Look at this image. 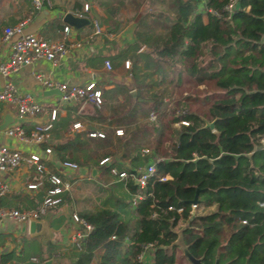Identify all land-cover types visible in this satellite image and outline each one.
Segmentation results:
<instances>
[{"label": "trees", "instance_id": "obj_1", "mask_svg": "<svg viewBox=\"0 0 264 264\" xmlns=\"http://www.w3.org/2000/svg\"><path fill=\"white\" fill-rule=\"evenodd\" d=\"M114 1L97 0L105 12L101 23L112 32L119 29L122 3ZM136 1L128 0L140 4ZM224 2L170 0L172 15L139 13L133 40L117 55L128 56L135 88L134 97L128 95L109 114L108 124L121 128L122 135L110 140L102 129V138H89L86 130L89 142L79 144L76 133L50 149L59 162L81 166L110 154L128 163L113 161L97 181L82 182L97 189L100 202L76 210L92 228L76 247L72 264L89 262L95 250H103L98 264H136L144 243L153 244L148 264H173L177 238L203 264H213L215 256L218 264H264V207L259 206L264 200V0H237L230 13L221 11ZM203 7L218 16L203 14ZM146 14L162 29L148 26ZM152 74L154 81L144 80ZM197 101L202 111L192 109ZM92 113L99 116V109ZM207 122L212 128L205 127ZM67 150L70 156L64 155ZM149 162L154 172L145 186L128 178L111 182L107 189L124 191V197L108 203L111 194L105 196L106 186L100 184L116 179L109 180V168L132 172ZM179 222L184 226L177 232ZM12 256L1 253L0 264Z\"/></svg>", "mask_w": 264, "mask_h": 264}, {"label": "crops", "instance_id": "obj_2", "mask_svg": "<svg viewBox=\"0 0 264 264\" xmlns=\"http://www.w3.org/2000/svg\"><path fill=\"white\" fill-rule=\"evenodd\" d=\"M109 1L113 5L115 4L114 0ZM120 1L122 3L117 10L120 26L116 32H112L111 27L105 28L101 23V18L105 17V12L103 6H98L97 0H42L39 9L33 7L31 0H0V61L9 55L12 40L4 39L2 29L13 26L22 20L25 21L22 28L23 33H33L45 41L60 40L64 36L61 29L67 25L69 27V32L65 36L67 41L79 44L78 47L71 49L58 59L55 65H51L44 59H39L29 65L20 66L8 76L0 75V89L6 82H10L17 94L28 95L31 100L41 106L36 117H25L20 120L19 123L24 133L30 131L35 120H39L40 123L48 122L49 112L52 109L55 110V118L48 134V140L40 145H33L22 143L16 138L4 134L3 130L16 122V105L0 101V124L4 117L9 119L7 124L0 129V145L17 149L26 155L35 150L40 151L45 146L52 149L56 143H65L73 139L76 133L79 140H82L79 144H83V140L89 142L90 140L84 137L86 130V137H88L87 133L91 131H99L103 134L102 129H107V136L110 140H113L115 136L122 135L114 134L115 129L121 128L108 124L113 117L109 114L114 107H121L128 95L134 97L135 88L128 56L120 58L117 55L125 44L133 40L135 19L141 12L140 10L150 8V6L152 9L162 11L163 8L158 0L152 2L140 0L138 5L128 2V0ZM83 3H88L89 9L82 13L81 17L87 19L88 23L73 28L63 21V16L67 12L73 14L74 11H80ZM94 14L98 16V20L95 19ZM169 15L172 14L169 13ZM145 18L148 19V14ZM205 19L203 16L204 21ZM139 48L141 49L138 51H141L143 46ZM105 59L110 63L109 70L103 65ZM125 60L128 61V68L123 65ZM36 74L70 84H83L92 80L100 90L102 103L94 105L89 102L78 103L64 100L56 89L41 85L35 78ZM93 109H99V116H91ZM76 122L80 126L74 129L71 125ZM261 142L264 143V138L261 139ZM63 153L67 156L71 155L68 150L63 151ZM107 157L110 158L107 165L113 161L123 167L128 165L127 161L121 160L118 154H110ZM101 158L100 156L98 160ZM58 162L54 154L51 153L50 157L47 156V161L43 162V184L47 173L57 172ZM78 166L77 171L68 175L71 180L69 191L64 192L59 197V201L56 203L58 205L48 208L40 218L48 217L49 236L47 238L44 239L40 234L29 235L27 223H17L7 218L0 219V254H13L3 264H72L73 253L78 247L73 242L72 237L77 232H83V226L72 219V215L77 214V209L73 208L76 205L80 208L84 202L79 201L86 195L84 191L76 189L75 184L84 187L82 185L84 180L97 181L106 165L98 166L97 163L89 162L88 165ZM93 169L96 171L92 174ZM36 177L34 167L28 163L5 173L2 178L7 183L9 190L0 197V207L17 210L36 209L43 199L44 186L35 190L26 188V185ZM108 177L109 180L110 177L114 178L110 173ZM116 180L114 178L107 182H115ZM108 183H101L100 185L104 187ZM120 195L117 197H124V191H121ZM102 253L103 250H95L91 260L85 264H98ZM150 258L149 255V261ZM117 259H119L118 256L115 257V260Z\"/></svg>", "mask_w": 264, "mask_h": 264}, {"label": "built area", "instance_id": "obj_3", "mask_svg": "<svg viewBox=\"0 0 264 264\" xmlns=\"http://www.w3.org/2000/svg\"><path fill=\"white\" fill-rule=\"evenodd\" d=\"M237 0H225L221 7V11L230 13L235 8ZM35 9H39L42 0H31ZM89 9L88 3H83L80 11H74L73 14L81 17L82 13L87 12ZM202 9V6L201 8ZM208 12L209 14L218 16V11L203 7V14ZM25 21H19L13 26L4 27L2 29L4 39L11 40L10 53L6 59L0 61V75L8 76L16 71L20 66L29 65L32 62L44 59L55 65V62L64 56L67 52L75 47H78L77 42H69L66 39V35L69 32V27L64 25L61 29L64 35L58 41H45L39 36L33 33H23L22 28ZM95 27L97 25L95 24ZM141 48H139L140 50ZM104 67L109 70L110 63L107 59L103 61ZM125 68H128V61L123 62ZM35 78L41 85L47 88L56 89L62 99L70 100L78 103H92L99 105L102 101L99 88L95 85V82L90 80L83 84H70L65 82H58L43 77L40 74H36ZM0 101L7 102L16 105V122L6 127L3 132L6 136L16 138L22 143H31L33 145H40L45 143L49 137V131L51 128V120L55 117V110L52 109L49 112V121L45 123H34L28 133H24L20 126V120L25 117L34 118L41 110L39 103L31 100L28 95H19L15 92L13 85L10 82H6L2 89H0ZM154 119V114L149 115V120ZM180 124H187L186 121H180ZM80 125L78 122L71 125L72 128H78ZM114 134L121 135V129H115ZM88 137L102 138L103 134L99 131H91L87 133ZM148 150L143 149L142 152L146 153ZM51 154L50 147L45 146L40 151L35 150L26 155H23L19 150L9 148L6 145H0V197L5 195L9 188L7 183L3 180L2 176L5 173H9L14 169H17L24 163L31 164L34 167L35 175L37 176L33 181L26 185L27 189H37L40 186H44V195L40 205L36 209L17 210L11 208L0 207V219H11L17 223H26L29 219H40L45 214L46 210L56 204L59 201V197L69 191L71 187V180L68 175L74 173L79 169V166L74 161H61L58 162L56 173H47L45 183L43 184L42 177L44 173L43 162L47 161V156ZM109 157H102L97 161L98 166H105L109 162ZM157 159H155L156 161ZM154 172L153 162L146 163L143 166L137 167L132 172H126L124 170H117L115 167L109 168V173L116 177L117 180L128 178L137 185L139 188L145 186L148 179ZM160 181L165 180V177H159ZM140 199L137 195L133 197V202ZM259 206L264 207V200L259 202ZM195 203L190 204V217L193 216ZM171 209V207H168ZM180 208L176 209L179 213ZM72 219L83 226V232H77L73 235L72 239L76 246L79 243L84 242L87 232L92 228L83 219L73 214ZM245 223L244 220L241 221ZM112 238V237H111ZM153 249L152 243H144L141 245V250L135 255L136 264H148L149 255H145V251L151 252ZM151 257V256H150Z\"/></svg>", "mask_w": 264, "mask_h": 264}, {"label": "rangeland", "instance_id": "obj_4", "mask_svg": "<svg viewBox=\"0 0 264 264\" xmlns=\"http://www.w3.org/2000/svg\"><path fill=\"white\" fill-rule=\"evenodd\" d=\"M158 1H159L160 5L162 6L163 10H165L166 13H169L171 11L172 8H171L170 0H158ZM153 10H156V9H154V8L152 9V7L150 6V8L147 7V8H144V9L140 10L141 11L140 13H144L145 11H147L146 13H148V12L153 11ZM145 23L148 26H151L152 29H154V30H161L162 29L160 26L151 23L149 21V19H147V18H145ZM154 79H155V74H152L150 77L148 75V76H146L144 78L145 81H149V80H153L154 81ZM197 87L200 88V87H202V85H198ZM177 94H178V92L175 91L174 96L177 97ZM194 107L195 108L198 107V109L200 111H202L201 108H200L201 106L199 105L198 101L195 103V106H192V109H194ZM200 111H198V113L201 114ZM173 125L175 127H178V123L173 124ZM84 181L85 182H89V180L88 181L87 180H84ZM98 184L99 183H97V182L95 183V185H98ZM110 185H111V182H109L106 185V188H103L104 189V195L105 196L106 195L108 196V195L111 194V197H109L110 199L108 200V203H111L114 197L121 196L120 195V192H118L117 190L115 191L114 189L113 190L112 189L111 190L107 189ZM92 187H94V186H92ZM100 187H101V185H100ZM75 188L78 189V190H82V191H84L86 193L85 197H88V201H83V202H84V204H87L86 205L87 207H93L94 208V207H96L99 204L100 200L96 197V195H98L97 194V189L93 191L92 189L90 190L89 189V186H87V185H84V187H79V185H76V184H75ZM76 207H77V205L73 209H75V210L76 209H79L78 207L77 208ZM182 225L184 226V223L179 222L178 223V226L175 228V230L178 232L180 226H182ZM178 241H181L180 238H177L176 242H178ZM149 254H150V251L146 250L145 251V255L148 256ZM118 257H122V254L121 255L119 254ZM173 264H189L188 261L181 255V252H180L179 248H177L175 250V261H174Z\"/></svg>", "mask_w": 264, "mask_h": 264}, {"label": "water", "instance_id": "obj_5", "mask_svg": "<svg viewBox=\"0 0 264 264\" xmlns=\"http://www.w3.org/2000/svg\"><path fill=\"white\" fill-rule=\"evenodd\" d=\"M96 20H98V16L94 14ZM63 21L67 23L69 26L73 28H78L85 23H88V20L83 17H78L72 13H65L63 16ZM9 119L4 117L3 122L0 124V129L3 128ZM35 123H40L39 120H35ZM212 122L205 123V127L212 128ZM50 157V155H48ZM96 171V169L92 170V174ZM195 197L191 200V203H195ZM47 216H44L42 219H29L27 223V233L29 235H38L40 234L44 239L49 236V231L47 228ZM181 255L188 261L189 264H203L200 258L193 257L187 250L186 245L182 241L176 242ZM213 264H218L217 256L214 258Z\"/></svg>", "mask_w": 264, "mask_h": 264}]
</instances>
